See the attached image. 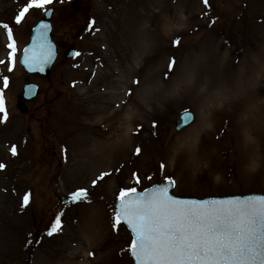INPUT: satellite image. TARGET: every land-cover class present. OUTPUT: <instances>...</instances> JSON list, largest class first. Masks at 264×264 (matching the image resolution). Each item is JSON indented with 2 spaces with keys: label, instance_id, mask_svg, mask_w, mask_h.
Segmentation results:
<instances>
[{
  "label": "rangeland",
  "instance_id": "rangeland-1",
  "mask_svg": "<svg viewBox=\"0 0 264 264\" xmlns=\"http://www.w3.org/2000/svg\"><path fill=\"white\" fill-rule=\"evenodd\" d=\"M25 3L0 0V25L12 27L15 44L9 72L10 41L0 26V264H133L129 232L112 227L122 187L139 191L171 176L180 197L264 195V0H209L207 7L203 0H54L48 8L59 55L49 81L18 65L44 13L33 10L16 25ZM141 25L155 36L142 38ZM145 43L148 52L136 57ZM70 48L80 55L67 60ZM197 51L206 55L197 63L201 84L187 76ZM251 68L256 94L247 86ZM25 82L36 83L39 94L20 115ZM186 109L195 121L176 132ZM102 172L112 175L93 187ZM79 188L88 189L86 201L58 203ZM60 214L63 231L49 237ZM88 231L96 232L90 248L80 239Z\"/></svg>",
  "mask_w": 264,
  "mask_h": 264
},
{
  "label": "snow or ice",
  "instance_id": "snow-or-ice-1",
  "mask_svg": "<svg viewBox=\"0 0 264 264\" xmlns=\"http://www.w3.org/2000/svg\"><path fill=\"white\" fill-rule=\"evenodd\" d=\"M54 0H26L24 6L14 16V23L20 25L33 10H43L48 14V6ZM209 6V0H203ZM7 30L10 41L8 48V71L13 70L14 38L13 29L9 24L0 25ZM49 25L41 23L36 38L33 40L31 54L25 49L23 64L30 70L43 71L44 66L53 57V48L48 41ZM180 44V39L173 41L174 46ZM74 52L73 56H79ZM5 61H0V64ZM174 59L168 64L165 78L174 70ZM8 77H3V85L8 86ZM139 85L138 80L133 81ZM131 96L129 90L125 93ZM123 103V101H121ZM117 104L115 107H119ZM0 114L6 119L3 94L0 92ZM194 115L187 109L182 113L181 126H188L194 122ZM136 149V153H140ZM12 154L16 155L13 146ZM5 165L0 164V170ZM165 165L161 163L160 171ZM119 172L120 169H116ZM112 173L102 172L92 181L97 186ZM136 185L140 184L139 175L132 174ZM149 180L152 177H148ZM171 176H165L163 181L155 184L151 189L138 191L136 186L122 187L117 194L114 215L111 217L114 231L121 226H127L135 234L130 241L129 251L135 264H264V196H248L243 199H180L171 194L170 189L175 186ZM89 191L79 188L69 194L73 203L86 201ZM30 202V196L23 198L24 206ZM63 231L62 214L54 217L47 235L60 234ZM89 255H93L89 253Z\"/></svg>",
  "mask_w": 264,
  "mask_h": 264
},
{
  "label": "water",
  "instance_id": "water-1",
  "mask_svg": "<svg viewBox=\"0 0 264 264\" xmlns=\"http://www.w3.org/2000/svg\"><path fill=\"white\" fill-rule=\"evenodd\" d=\"M48 14H45L44 15V20L38 22L35 27L32 29V33L30 34V40H29V43L28 45L24 48L23 52H22V55H21V59H20V64L21 66L24 68V70L27 72V73H30V74H39L41 76H44L46 77L47 79L49 78V75H50V70H51V67L53 65V63L55 62L56 58H57V52H56V47L54 44H52V36H51V25H50V18H51V15H52V10H48L47 11ZM41 23H46L49 25V29H48V32H47V37H48V41L51 43L52 45V48H53V57L52 59L49 61V63L47 65L44 66V70L43 71H39V70H34V71H30L24 64H23V59H24V52H25V49H28L29 50V54H31V49L33 47V40L36 38L37 36V32L40 28V25ZM73 50H71L70 52L67 53L66 55V58H71L73 56ZM38 94V87L35 86L34 84H26L23 86V94L19 97V99H22V101L18 102L17 104V109L19 110V112L21 114H24L27 112V108L25 106V101H31L33 98H35ZM181 115L178 116V118L176 119V127H175V131H180L182 129H184L185 127L187 128V126H181V129H178L177 128V125L178 123H180V120H181ZM153 187V186H152ZM152 187H149L147 189H151ZM172 189L173 187L170 189V191L172 192ZM172 194V193H171ZM248 196H261V195H256V194H250V195H244V196H235V197H230V198H214V199H243V198H246ZM176 197V196H175ZM177 198H180V199H194V198H181V197H177ZM59 202L62 203V202H65L68 200V198H58ZM204 200H210V199H204ZM212 200V199H211ZM113 206V209H114V206H115V203L112 205ZM126 226V225H125ZM127 227V226H126ZM128 228V227H127ZM128 230L130 231L131 233V236H132V240L135 238V234L131 231L130 228H128ZM132 257V256H131ZM133 259V258H132ZM134 261V260H133ZM134 264H135V261H134Z\"/></svg>",
  "mask_w": 264,
  "mask_h": 264
},
{
  "label": "bare ground",
  "instance_id": "bare-ground-1",
  "mask_svg": "<svg viewBox=\"0 0 264 264\" xmlns=\"http://www.w3.org/2000/svg\"><path fill=\"white\" fill-rule=\"evenodd\" d=\"M156 1H158V0H156ZM170 25L171 24H169L168 26H170ZM137 31H138V34L142 38H146V37L149 38L150 36H155V30H153V31L149 30V28L146 25L138 26ZM121 35H126V33L124 31H121ZM148 49H149L148 45L146 43H145V45L143 44L139 48L136 57L139 58L142 54L147 53ZM200 53H201V51H197V54L193 57L194 59L192 60L190 66H189L187 76H190L193 73L192 75H195V79H196V81H198L197 83L201 84L202 83V82H200L201 80H199L198 76H196V74L199 75L202 72V71H200L201 69L199 70V68H198L199 65L197 63H200L201 61H203V58H205L206 55L205 54L202 55ZM251 70H253V68H251ZM257 81H258V74H257V70L254 69L252 72V76H250V78L247 79L248 89L255 90V88H253L251 85L257 83ZM254 94H256V90L254 91ZM247 96H248L247 97L248 100H250L251 98L253 100L252 92L249 91V95H247ZM251 106H252V109L254 110V104L253 103H251ZM137 114H139V112H137ZM206 124H207L206 119H203V120L201 119V128H202V126H206ZM193 134L195 135L196 133L193 132ZM118 139L111 141L110 143L108 142L106 144L114 145L115 142L118 143L119 140H121V139H119V140ZM186 143H187V141H186ZM189 150H192V149L190 148ZM95 237H96L95 231L94 232L88 231L87 233H84L82 238H80V239H81L83 244L88 245L90 248V247H93V240L95 239ZM94 242H95V240H94Z\"/></svg>",
  "mask_w": 264,
  "mask_h": 264
}]
</instances>
